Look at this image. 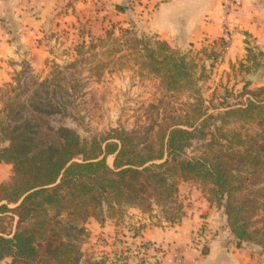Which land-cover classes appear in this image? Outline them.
Masks as SVG:
<instances>
[{"label":"trees","instance_id":"obj_1","mask_svg":"<svg viewBox=\"0 0 264 264\" xmlns=\"http://www.w3.org/2000/svg\"><path fill=\"white\" fill-rule=\"evenodd\" d=\"M108 39L107 60L97 70L132 63L159 78L167 93H187L190 102L184 114L162 122L82 139L51 121L75 117L68 110L75 103L69 78L57 71L39 79L26 65L0 89V164L12 171L0 183V261L103 264L84 261L90 219L103 223L131 208L150 213L156 206L173 222L183 215L182 182L199 184L223 209L236 246L264 250V89L244 103L224 101L210 110L198 86L204 68L188 52L130 29L109 32ZM248 59H255L251 49Z\"/></svg>","mask_w":264,"mask_h":264},{"label":"crops","instance_id":"obj_2","mask_svg":"<svg viewBox=\"0 0 264 264\" xmlns=\"http://www.w3.org/2000/svg\"><path fill=\"white\" fill-rule=\"evenodd\" d=\"M241 1L231 18L235 35L222 56L227 69L238 61L251 68L254 61L264 62V0ZM94 4L121 18L136 15L141 28L180 50L219 46L223 38L221 0H0V18L7 25L0 27V85L9 81L23 61L32 65L45 62L51 45L48 33L61 23L76 22L80 11H93ZM248 49L254 60L248 59ZM260 69L264 64L256 71ZM257 84L264 87V73ZM217 212L218 208L202 198L185 204L184 214L174 222H155L131 208L130 213L136 215L129 221L132 226L128 221L118 224L106 218L103 223L90 219L86 227L93 232L95 243L133 262L138 261L135 255L145 251L158 264H264V250L250 244L238 247L230 234H215V230L206 234V240L202 238L205 252L192 242L199 221L214 228ZM177 255L181 256L179 262Z\"/></svg>","mask_w":264,"mask_h":264},{"label":"rangeland","instance_id":"obj_3","mask_svg":"<svg viewBox=\"0 0 264 264\" xmlns=\"http://www.w3.org/2000/svg\"><path fill=\"white\" fill-rule=\"evenodd\" d=\"M117 16L114 13H106L102 9V5L99 4H94L93 11L89 9L80 11L76 22L61 23L54 31L48 33V41L51 45L49 56L45 62L40 65H32L28 61H23L21 68L12 74L9 81L1 84L0 89L11 83L15 75L26 65L30 66L29 72L39 79H45L57 71H62L69 78V84L74 85L70 91L73 96L70 98L74 99L75 103L68 110L75 114V117H54L51 119L52 125L73 128L82 139L101 137L114 129L132 130L147 126L155 121L162 122L169 115L184 114L186 109L184 104L190 102L187 93L180 96L167 93L166 86L159 78L141 72L132 63H122L123 60H120L110 64L103 71L94 67L98 61L107 60L106 52L112 45V40H107L109 32L120 36L121 29H130L138 36L158 37L141 28L136 15H125L123 18ZM0 27L7 28L6 22L2 18H0ZM100 38L105 41L94 49V43H98ZM231 41L226 44L222 38L219 46H201L182 50L196 58L198 64L204 68L203 79L199 81L198 86L205 105L210 110L214 107H221L224 101L230 104L244 103L247 99L252 98L251 92L264 89L263 86L257 84L258 80L249 79V76L256 75L257 68L264 64L262 59L256 61L259 65L253 64L252 68L247 63L238 61L227 69L222 56L228 50ZM259 76L262 77V74ZM261 98H264V91ZM191 152L193 149L189 150V153ZM113 158V156L108 157L109 165L113 164ZM11 176V167L1 165L0 182L9 181ZM202 198L208 201L206 193L199 184L193 182L180 184L178 201L182 205L183 214L185 204L188 205L191 201ZM189 199L191 201H188ZM211 205L218 208L214 204ZM218 210L219 212L214 218V228H211L210 223L199 221L193 230L194 240L199 234L206 240V234H213L212 231L215 230V234H230L234 241L227 228L223 209L218 208ZM143 214L147 216L146 218L155 219V222L166 221L161 209L156 206L150 213ZM133 216L135 218L136 215L130 213L129 209L125 214L110 219L118 224H124L131 219L135 220ZM130 224L132 226V223L129 222ZM88 232V237L82 245L85 262L90 260L93 263L100 261L103 264H158L159 260L154 259L153 255H149L145 251H141L140 255H135L138 259L137 262H133L130 257L124 259V256L117 252L111 254V250L108 251L99 245L101 243H95L94 234H90L93 232ZM204 240L200 245L202 252H205L207 248ZM193 243L195 244V242Z\"/></svg>","mask_w":264,"mask_h":264},{"label":"built area","instance_id":"obj_4","mask_svg":"<svg viewBox=\"0 0 264 264\" xmlns=\"http://www.w3.org/2000/svg\"><path fill=\"white\" fill-rule=\"evenodd\" d=\"M242 6L241 0H221V29L223 33L224 42L227 44L231 41L235 35V28L232 25L231 18L235 11H237ZM196 236V240H192L197 245L203 244V239L200 236ZM181 256H175L176 262L180 261Z\"/></svg>","mask_w":264,"mask_h":264},{"label":"water","instance_id":"obj_5","mask_svg":"<svg viewBox=\"0 0 264 264\" xmlns=\"http://www.w3.org/2000/svg\"><path fill=\"white\" fill-rule=\"evenodd\" d=\"M263 73H264V69H260V70L257 72L256 75H254V76H249V79H251L252 81H257V80H258V76H259L260 74H263Z\"/></svg>","mask_w":264,"mask_h":264}]
</instances>
